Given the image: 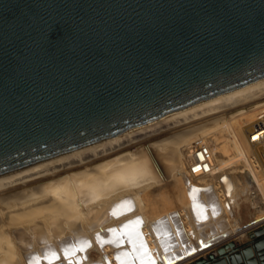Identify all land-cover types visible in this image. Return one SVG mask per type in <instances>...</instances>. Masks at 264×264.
Wrapping results in <instances>:
<instances>
[{
  "label": "water",
  "instance_id": "1",
  "mask_svg": "<svg viewBox=\"0 0 264 264\" xmlns=\"http://www.w3.org/2000/svg\"><path fill=\"white\" fill-rule=\"evenodd\" d=\"M263 78L264 0H0V173ZM247 236L191 264H264Z\"/></svg>",
  "mask_w": 264,
  "mask_h": 264
},
{
  "label": "bare ground",
  "instance_id": "2",
  "mask_svg": "<svg viewBox=\"0 0 264 264\" xmlns=\"http://www.w3.org/2000/svg\"><path fill=\"white\" fill-rule=\"evenodd\" d=\"M257 122L264 124V78L0 173V264H49L53 252L54 264H68L66 250L72 264H176L198 255L199 238L205 248L228 236L227 215L241 200L255 204L246 180L229 170L247 160L264 189L262 151L247 142ZM197 147L212 167L196 177L189 162ZM136 232L151 260L129 242Z\"/></svg>",
  "mask_w": 264,
  "mask_h": 264
},
{
  "label": "crops",
  "instance_id": "3",
  "mask_svg": "<svg viewBox=\"0 0 264 264\" xmlns=\"http://www.w3.org/2000/svg\"><path fill=\"white\" fill-rule=\"evenodd\" d=\"M232 211V216H230L229 214L227 215V217L232 221L230 223L232 227L230 226L227 229L228 236L223 240L215 241V244L206 250L207 253L217 251L218 249L223 248L229 243H234L235 245H244L248 242L247 235L249 233L264 229V217L257 218V211L250 206V203L248 201L241 200L239 206L237 208H233ZM235 228L237 229L234 230ZM208 230L209 229L207 228L205 232L207 233ZM205 254L206 253H200L199 255Z\"/></svg>",
  "mask_w": 264,
  "mask_h": 264
},
{
  "label": "built area",
  "instance_id": "4",
  "mask_svg": "<svg viewBox=\"0 0 264 264\" xmlns=\"http://www.w3.org/2000/svg\"><path fill=\"white\" fill-rule=\"evenodd\" d=\"M247 142L251 146L259 147L261 149L262 155L264 157V124L262 122H257L254 124L252 132L248 135ZM203 148L197 147L196 152L194 153L193 157L190 158L189 173L193 176L194 175H197V176L205 175V174L209 173V169L212 167V164H211L212 159H211L210 155L208 154L207 149L205 147H203ZM249 159H250V161H252L251 163H254L255 165H257V164L259 165V162L257 161V159L254 156H251ZM199 253L208 254L211 252L207 253L204 250V251H201ZM199 253L195 257L188 259L181 264H191L197 258L204 257L206 255V254L205 255H199Z\"/></svg>",
  "mask_w": 264,
  "mask_h": 264
},
{
  "label": "rangeland",
  "instance_id": "5",
  "mask_svg": "<svg viewBox=\"0 0 264 264\" xmlns=\"http://www.w3.org/2000/svg\"><path fill=\"white\" fill-rule=\"evenodd\" d=\"M220 133L221 132H220V129L219 128H217V129L215 128L214 131H213V135L214 136H221ZM222 138H225V135L224 134L221 136V139ZM209 143L210 142H206L205 145L209 146L210 145ZM234 171H235V174H233L234 176H237V177H240L241 176L248 183V185H249V196H250V200L252 202L255 201V204H250V206L257 211V209L260 208L259 206H261V207L264 206V189L263 188H260V186H262V185H260V183H259L258 179L256 178V176L251 172V169L249 167V163L247 162V160H246V162L243 161L241 164H237L235 166V168H231L229 170V173L234 172ZM195 176L197 177V175H195ZM162 187H163V189L165 191H168L167 189L172 188L171 185L170 184H167V183H166V185H164ZM94 255H95V253H92V256H94Z\"/></svg>",
  "mask_w": 264,
  "mask_h": 264
},
{
  "label": "snow or ice",
  "instance_id": "6",
  "mask_svg": "<svg viewBox=\"0 0 264 264\" xmlns=\"http://www.w3.org/2000/svg\"><path fill=\"white\" fill-rule=\"evenodd\" d=\"M127 227L128 226L126 225L125 228H127ZM113 231H115V230H113ZM127 235L129 238V242L133 244L134 250H136L137 252H139L140 250H143V255H141L139 258H141V259L147 258L148 260H151V256H150V254H148L147 248L143 244L140 234L138 232H136V233H127ZM122 242L123 241H121V243ZM137 245H138V247H137ZM73 255H74L73 252L66 250L65 259L68 260V264H72V256ZM56 259H59V257L57 256V254L55 252H53L51 255V259L49 260V264H54V261Z\"/></svg>",
  "mask_w": 264,
  "mask_h": 264
}]
</instances>
